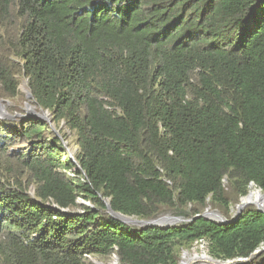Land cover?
<instances>
[{
  "label": "trees",
  "instance_id": "1",
  "mask_svg": "<svg viewBox=\"0 0 264 264\" xmlns=\"http://www.w3.org/2000/svg\"><path fill=\"white\" fill-rule=\"evenodd\" d=\"M0 21V96L15 102L24 78L51 118L0 117V150L34 184L10 169L0 183V264H180L196 241L221 260L264 247V212L232 214L249 188L264 193V0H0ZM107 201L139 219L235 220L141 226ZM234 264H264V249Z\"/></svg>",
  "mask_w": 264,
  "mask_h": 264
},
{
  "label": "rangeland",
  "instance_id": "2",
  "mask_svg": "<svg viewBox=\"0 0 264 264\" xmlns=\"http://www.w3.org/2000/svg\"><path fill=\"white\" fill-rule=\"evenodd\" d=\"M13 18H14V20L11 21V24L14 25V26H17L16 21L22 20L18 15L13 17ZM2 24H6V22L3 23V22L0 21V32L4 33L3 32L4 27H3ZM13 30H14V32L16 31L15 29H13ZM0 51H4V50L0 49ZM28 91H30V89L28 87L27 80L24 79V78H21V84H20V93L21 94H19V96H17L15 102H13V100H11L9 98L0 96V100H3V104H4L5 108H6V110L8 111V113H10L11 115H16L15 113L13 114L14 110H12V107L15 106V105H20L22 110H25L24 114H26V109L28 107L27 105L33 106L35 112H37V113L42 110V109H38L36 104H34L32 101H30V99H28V97H27V92ZM23 94H25L24 95L25 97L23 96ZM9 107L11 108V110H9ZM17 114H18V112H17ZM0 117H2V116H0ZM8 118H12L13 119V118H16V117H8ZM69 141H71L73 143V145H72L71 148H68L69 149L68 152L69 153L70 152H74L75 153L77 151L78 147L74 144L72 139H70ZM21 143H22V141L19 140V141H17L15 146L16 147H20L21 149H25L23 147H25L24 145H26V144H21ZM65 143L68 145V141L67 140H65ZM12 149L13 148H10L9 152H7V153H4L2 149L0 150V183L1 182L7 183L10 180V173H9V169H10L13 174L17 175L16 179H17V181H19V183H24V185L29 184L28 189L30 191H32V193H33L34 192V184L31 183V181L29 182L28 179H26V177H27L26 172H21V170H22L21 167H20L21 166L20 165L21 162L18 161V156H17L18 154L16 153V151H15V153H12V151H13ZM250 191L251 190L249 188L248 193ZM83 202H85V201H83ZM86 203L87 204H91L90 202H86ZM236 213H237V206L233 210L232 214L235 215ZM203 250H206L207 253L209 255H211L210 252H209L208 242H206V241H196L191 246V248L184 249L182 251V259H183V255H184L185 251H189L190 253H193L195 251L202 252ZM213 258H215V257H213ZM86 264H119V258L116 255H114L112 257H109V258L90 257L86 261ZM194 264H205V263L203 261H197Z\"/></svg>",
  "mask_w": 264,
  "mask_h": 264
},
{
  "label": "water",
  "instance_id": "3",
  "mask_svg": "<svg viewBox=\"0 0 264 264\" xmlns=\"http://www.w3.org/2000/svg\"><path fill=\"white\" fill-rule=\"evenodd\" d=\"M32 93L31 91L27 92V97L28 99L32 98ZM27 109H26V114H16V115H11L10 113H8V111L6 110L4 104H3V100H0V116H2L1 118H8V117H15V116H30V115H36L37 117H40L42 119L48 120L49 122H51V118L49 116V113L47 111H43L41 110L40 112H35L34 107L31 105H27ZM71 153V157L74 158V155L72 152ZM243 198H241L240 203L237 205V218H240L241 214L243 213L244 209L250 205V203H244L243 202ZM107 205H108V209L111 212V214L116 217L117 219L128 223V224H136V225H141V226H159V227H169V226H173V225H177L180 223H184V222H191L193 221L196 217H204L208 220H211L213 222L219 223V224H227L230 222H233L235 219H228L226 218L224 215H222L219 211L216 210H207L202 214H199L193 218H185L183 216H179V215H173L171 213H166L163 214L161 216L158 217H154L151 219H139L137 217H132V216H128L125 215L123 213L120 212H116L111 205L110 201H107ZM257 206V205H256ZM258 210L261 212H264V207H260L257 206ZM212 215H216V219H214L213 217H211ZM167 220V223H160V220ZM263 248H258L257 250H255L250 257L248 258H243V257H239V258H234V259H228V260H221V259H217L215 258V261H218L219 263L217 264H234L236 262L242 261V262H248L251 260V258L258 254L259 252H261Z\"/></svg>",
  "mask_w": 264,
  "mask_h": 264
},
{
  "label": "bare ground",
  "instance_id": "4",
  "mask_svg": "<svg viewBox=\"0 0 264 264\" xmlns=\"http://www.w3.org/2000/svg\"><path fill=\"white\" fill-rule=\"evenodd\" d=\"M32 100V99H31ZM252 183L251 185H253ZM250 185V186H251ZM255 185V184H254ZM244 203H250L254 204L260 207H264V193L262 190L256 186H254L251 191L244 196L243 198ZM133 217V216H132ZM214 219L217 220L216 215H212ZM160 223H167V220H160ZM211 255L207 253L206 250H203L202 252L195 251L193 253H190L189 251H185L183 255V259L180 264H194L197 261H203L205 264H217L218 261L214 260Z\"/></svg>",
  "mask_w": 264,
  "mask_h": 264
},
{
  "label": "clouds",
  "instance_id": "5",
  "mask_svg": "<svg viewBox=\"0 0 264 264\" xmlns=\"http://www.w3.org/2000/svg\"><path fill=\"white\" fill-rule=\"evenodd\" d=\"M65 145H66V147H67V149L69 148L68 146H67V144L65 143ZM68 151H69V149H68ZM73 153V155H74V152H72ZM70 155H71V153H70ZM71 172H69V174H70ZM71 175H73V173H71Z\"/></svg>",
  "mask_w": 264,
  "mask_h": 264
}]
</instances>
